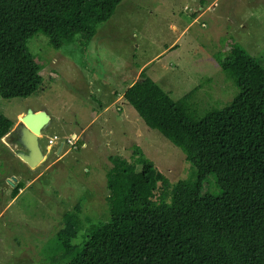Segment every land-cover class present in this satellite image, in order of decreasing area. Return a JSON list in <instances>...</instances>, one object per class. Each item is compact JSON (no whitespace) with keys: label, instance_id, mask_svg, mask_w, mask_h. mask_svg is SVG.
<instances>
[{"label":"rangeland","instance_id":"1","mask_svg":"<svg viewBox=\"0 0 264 264\" xmlns=\"http://www.w3.org/2000/svg\"><path fill=\"white\" fill-rule=\"evenodd\" d=\"M200 4L122 0L93 37L74 32L61 42L38 30L30 39L42 85L27 98L0 95L1 111L15 121L0 141V264H61L41 248L78 204L85 227L74 242L107 220L112 154L130 157L138 144L171 182L191 176L186 154L148 126L124 92L145 70L196 121L235 97L216 54L240 44L264 60V0H202L210 7L196 19ZM29 109L50 116L40 134L22 121ZM73 134L78 145L62 148ZM20 181L26 186L13 199ZM207 191L219 192L212 176Z\"/></svg>","mask_w":264,"mask_h":264},{"label":"trees","instance_id":"2","mask_svg":"<svg viewBox=\"0 0 264 264\" xmlns=\"http://www.w3.org/2000/svg\"><path fill=\"white\" fill-rule=\"evenodd\" d=\"M122 0H0V95L27 98L44 78L28 43L38 30L61 42L93 37ZM216 54L238 93L194 120L141 72L124 97L146 124L179 147L191 176L171 182L143 148L109 156V217L85 227L80 204L41 254L61 264H264V60L237 44ZM15 121L0 109V141ZM218 193L204 192L209 177ZM26 186L20 181L12 198Z\"/></svg>","mask_w":264,"mask_h":264},{"label":"water","instance_id":"3","mask_svg":"<svg viewBox=\"0 0 264 264\" xmlns=\"http://www.w3.org/2000/svg\"><path fill=\"white\" fill-rule=\"evenodd\" d=\"M49 119L50 116L45 110L36 112L33 109H29L28 112L22 116V121L25 126L35 135L41 133L42 128L48 123Z\"/></svg>","mask_w":264,"mask_h":264},{"label":"built area","instance_id":"4","mask_svg":"<svg viewBox=\"0 0 264 264\" xmlns=\"http://www.w3.org/2000/svg\"><path fill=\"white\" fill-rule=\"evenodd\" d=\"M73 135L72 136H66L65 139L61 142L62 143V146H64V145H69V146L77 145V143L80 140V138H76L75 137L76 134L74 136ZM56 138L57 137L50 138L49 139V144H54Z\"/></svg>","mask_w":264,"mask_h":264},{"label":"crops","instance_id":"5","mask_svg":"<svg viewBox=\"0 0 264 264\" xmlns=\"http://www.w3.org/2000/svg\"><path fill=\"white\" fill-rule=\"evenodd\" d=\"M200 5H199V7H198V15L196 14L195 15V17H196V19L199 17V16H201V15H203V14H205L208 10H209V7L210 6H208V7H205L204 5H202V0H200ZM141 73V72H140ZM136 81V80H135ZM134 81V82H135Z\"/></svg>","mask_w":264,"mask_h":264},{"label":"clouds","instance_id":"6","mask_svg":"<svg viewBox=\"0 0 264 264\" xmlns=\"http://www.w3.org/2000/svg\"><path fill=\"white\" fill-rule=\"evenodd\" d=\"M80 142V140L78 141V143ZM78 143H77V145H78ZM62 148H63V146H62Z\"/></svg>","mask_w":264,"mask_h":264}]
</instances>
